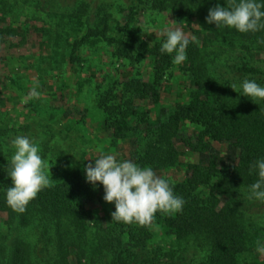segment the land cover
<instances>
[{
	"label": "trees",
	"instance_id": "trees-1",
	"mask_svg": "<svg viewBox=\"0 0 264 264\" xmlns=\"http://www.w3.org/2000/svg\"><path fill=\"white\" fill-rule=\"evenodd\" d=\"M52 2L61 11L54 14L56 28L45 34L51 69L79 61L78 48L97 40L112 46L118 58H152L149 79L131 77L101 91L96 87L94 108L110 141L123 147L122 161L182 173L178 179L164 178L185 204L177 213L157 212L149 226L112 222L114 203H107L108 214H97L95 206L106 203L103 185L86 182L84 169L98 156H89L92 148L79 144L90 132L86 119L93 114L88 107L75 112L62 97L56 102L61 83L49 95L23 104L46 120L39 128L0 120V264H264V255L256 251V242L264 243V202L247 199L258 179L249 173L250 165L264 158V101L254 103L242 89L229 87L245 79L264 87V29L240 33L206 23L209 9L226 7L227 0L33 3L44 10ZM6 6L7 0H0V19ZM144 8L168 12L188 27L182 64L172 63L175 53L160 52L165 35L153 41L141 35ZM19 34L11 23L0 27V36ZM175 68L184 76V93L162 104V82ZM17 136L37 143L54 181L23 213L6 200L15 152L11 141ZM64 140H72L69 150L62 148Z\"/></svg>",
	"mask_w": 264,
	"mask_h": 264
},
{
	"label": "rangeland",
	"instance_id": "rangeland-1",
	"mask_svg": "<svg viewBox=\"0 0 264 264\" xmlns=\"http://www.w3.org/2000/svg\"><path fill=\"white\" fill-rule=\"evenodd\" d=\"M33 2L34 0H7L4 15L0 19V27L11 23L21 34L0 36V120L16 126L30 123L33 129L39 128L46 120L39 116V113L23 107L25 98L33 87H36L41 95L47 96L55 90L56 85L62 83V89L57 91L58 97L55 101L59 102L62 97L63 101L75 108V112L88 107L93 114L91 118L86 119L90 132L86 133L79 144L83 143L92 148L88 154L91 157H99L101 152L98 149H101L103 154H112L118 162H122L123 147H118L110 141L108 133L101 127L99 113L94 108V94L98 90L96 87L101 91L115 81L120 83L131 77L149 79L152 58L138 57L135 61L118 58L113 55L112 46L97 40L78 48L79 61L66 63L62 70L51 69L50 47L45 41V34L47 30L56 28L57 18L54 14L59 13L61 7H54L52 2L53 7L44 4L45 9L40 10ZM172 21L175 20L168 12L144 8L138 24L141 35L150 41L163 36L166 28L181 27L186 35L190 34L185 24L175 21L174 25ZM36 65H39V70ZM183 81L181 72L177 68L173 69L171 76L162 82V104L168 105L184 93ZM39 103L43 104L41 101L36 102ZM149 107L152 108V105ZM72 136H76L75 133ZM70 142L72 140L61 141L62 148L69 150ZM73 146L76 147L75 144ZM216 147L226 151L223 144ZM153 171L158 176L174 179L182 175L177 169ZM206 192V188L200 189L202 195ZM110 208L109 204L101 203L95 206V211L103 215L108 214ZM2 219L0 216V223Z\"/></svg>",
	"mask_w": 264,
	"mask_h": 264
},
{
	"label": "clouds",
	"instance_id": "clouds-1",
	"mask_svg": "<svg viewBox=\"0 0 264 264\" xmlns=\"http://www.w3.org/2000/svg\"><path fill=\"white\" fill-rule=\"evenodd\" d=\"M226 5L221 7L217 4L210 8L206 23L215 24L216 28H233L240 33L264 29V3L258 0H227ZM172 23L175 25L176 22ZM195 26L200 28L198 24ZM163 35L166 39L160 52L169 55L175 53L172 63L182 64L187 58L188 36L181 27L166 28ZM229 87L235 92L242 89V96L254 103L264 101V87L254 80L245 79L239 86L233 83ZM40 95L33 87L25 99H38ZM11 144L15 149L8 165L12 186L7 188L6 200L13 211L23 213L29 202L54 181L46 174L45 170L50 171V165L39 155L37 143L26 136H17ZM98 151L101 155L94 164H88L84 169L86 182L94 188L98 184L103 185V200L115 204V211L111 213L112 222L149 226L157 212L177 213L183 210L184 199L174 193L168 179L158 176L151 167H141L131 160L118 162L114 155L103 154L101 149ZM253 172L258 179L249 186L247 199L264 202V158L250 165L249 173ZM256 244V251L264 255V243L257 241Z\"/></svg>",
	"mask_w": 264,
	"mask_h": 264
}]
</instances>
